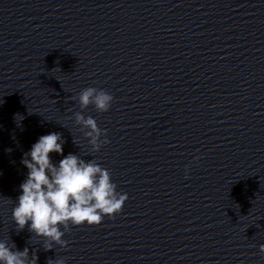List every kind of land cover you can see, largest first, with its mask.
Masks as SVG:
<instances>
[{"label":"clouds","instance_id":"9594fccd","mask_svg":"<svg viewBox=\"0 0 264 264\" xmlns=\"http://www.w3.org/2000/svg\"><path fill=\"white\" fill-rule=\"evenodd\" d=\"M113 99L105 90L88 87L79 93V106L85 109L92 104L97 111L107 112ZM74 117L82 131L88 129L84 136L93 151L109 143L107 130L99 128L94 118H85L82 112H75ZM65 142L58 132L42 135L21 160L28 172L20 184L22 194L12 210V218L17 231L28 226L30 232L44 238L45 250H51L53 243L67 247L68 242L62 237L70 231V225L97 226L105 216L115 219L128 200L127 193L116 191L110 171L96 160L86 161L72 153L64 156ZM51 153L63 157L58 164L53 163ZM13 249L14 243L10 247L7 241H0V264H37L38 257L35 254L30 257L27 247L22 251ZM259 252L264 255V244ZM47 264H65V260L49 259Z\"/></svg>","mask_w":264,"mask_h":264}]
</instances>
